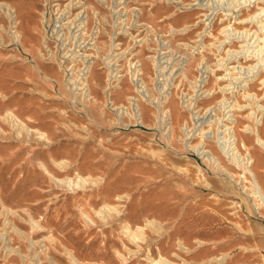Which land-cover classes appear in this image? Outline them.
<instances>
[{
  "label": "rangeland",
  "instance_id": "1",
  "mask_svg": "<svg viewBox=\"0 0 264 264\" xmlns=\"http://www.w3.org/2000/svg\"><path fill=\"white\" fill-rule=\"evenodd\" d=\"M15 3L22 5L19 29L24 34V44L11 40L12 30L16 28H12L5 11L0 9V89L7 95L0 98V113L11 107L30 126L45 131L52 142H45L34 132L19 137L12 124L0 119L3 127L0 128V198L5 202H0V264H77L78 261V264H149L148 253L157 258L162 254L174 264H202L223 253L229 255L223 264H264V209L262 213L251 211L241 185L218 170V166L214 167L217 163L201 158L202 146L208 147L223 157L224 163L239 177L240 169L230 164L219 149L217 140L224 133L213 137L214 132L222 129H217V122L223 114L219 100L224 94L230 100L237 96L241 104L250 102L243 89H238L235 96L232 93L234 86L238 88L245 82L233 84L224 75L222 66L216 64L221 57L218 53L223 50V47L216 49L220 43L232 47L233 52H228L231 55L236 54L234 50L240 49L242 42L237 35L230 39L232 42L219 41V37H226L222 28L229 19L221 15L224 13L215 18L213 27L209 25L211 33L205 37L202 51L194 55L189 52L194 48L190 46L201 45L196 38L200 32L206 36L202 33L205 22L200 21L190 32L170 31L183 26L186 20L194 22L202 18L190 0H184V6H175L172 0H17ZM115 12L121 13L119 21L124 20L123 23L115 22L119 15L114 18ZM247 15L238 13L237 19L230 20L234 25L251 27L246 21L239 23ZM79 19L83 26L78 29ZM55 28L60 32L52 33ZM160 37L169 38L176 50L189 57L169 77L172 104L180 116H175L174 128L169 124L165 129L164 124L158 125V118L150 115L156 112L153 104H148L152 109H146L147 124L125 115L131 110V102L135 106L139 101L147 104L145 99H128L137 94L138 86L132 81L135 70L142 68L144 72L142 76L150 91L147 96L151 91L159 94L158 65L151 55L157 51ZM70 47L75 53L89 54L99 84L92 76L89 81L98 100L82 97V90H72L68 80L70 76L74 80L84 64L81 57L73 58L67 51ZM243 55L237 53L239 57ZM251 57L244 56L241 61L250 64ZM178 58L174 64H179ZM109 60L114 62L118 75L123 74L115 82L124 85L126 91L122 94L119 84L109 87L110 78L115 79L110 75ZM131 61L143 65L136 64L137 69L132 70ZM202 62L212 68V76L202 79L204 82L209 79L204 84L212 94L208 96L206 92L201 97L197 94L198 99L189 107L185 101L189 96H184L188 93L195 96L198 88L194 84L200 78L198 65ZM142 84L140 81L139 85ZM249 84L250 91L257 92L264 103V83L255 79ZM116 104L123 105L125 113L123 119H118L119 123L113 122L120 110L114 107ZM210 106L211 112L207 110ZM104 109L108 112L106 117L101 111ZM236 112L240 125L251 122L250 108H238ZM200 116L202 120L206 118L204 126L211 131L206 135L210 133L212 137L206 138L209 141L202 146L204 136L198 134L199 128L196 132L193 128L202 124L197 122ZM247 141L252 144L253 138ZM250 150L259 158V176L264 183V149L255 145ZM53 158L68 160L69 164L59 167ZM41 161L58 178L76 180L80 172L101 180L97 185L87 183L71 188L43 170ZM126 193L127 197L116 199L118 194ZM104 202L119 205L121 212L97 214L95 209ZM147 220H156L160 227L147 225L145 239L134 242L124 225L129 223L136 228ZM179 241L191 249L180 248Z\"/></svg>",
  "mask_w": 264,
  "mask_h": 264
},
{
  "label": "bare ground",
  "instance_id": "2",
  "mask_svg": "<svg viewBox=\"0 0 264 264\" xmlns=\"http://www.w3.org/2000/svg\"><path fill=\"white\" fill-rule=\"evenodd\" d=\"M15 2L12 0H0V9L2 11L3 10L5 11V13H6L5 16L6 15L8 16L10 24L13 25V26L11 25L12 28H16L15 30H12L13 36H11L12 37L11 40L14 42H17V43L19 42L20 44L23 45L24 44V34L19 29V27L21 26V23H22V20H21V14L23 12L22 11V5L20 6L19 4H21V3L16 4ZM252 2L254 3L253 6L251 5ZM25 3H26V1H25ZM172 3L175 6H177V5L184 6V4H185L184 0H181V1L180 0H172ZM26 4H28V3H26ZM190 4L192 5V8L197 6V8L199 9V11L202 14V18H200V20L194 21V22H189L186 20L184 25L183 26L181 25L182 27L181 26L177 27V28L173 27L174 29H170V31L179 30V32H180V31L185 30L186 32H190L193 30V27H195L196 25L198 26L199 22L202 21L203 23L205 22L202 25V33L205 32V35H207L210 32V30L208 32V29H210L208 27H210V26L213 27L214 26L213 22H214L215 18L218 17L221 13H224L221 15H225L226 16L225 19H229L227 21L228 23L225 24L222 28V32L225 33L226 37L224 39H221L219 37L218 38L219 41L220 42H223V41L227 42V40L229 39V41L232 42V40H230V39H232L233 36L237 35V38L241 39L239 41H242V42L240 44L241 48L234 50L235 52L237 51L236 54H231L228 57H226V53H225V54L221 55V57H219L220 59L218 58L219 60H217L216 64L217 65L220 64V66H222V68L226 71L224 73V75L227 76V79H229L230 82H233V84L235 83V81L240 83V84L242 82H245V84L243 83L244 85H242L238 88H237V86H234V89L232 90V93L234 94V96L236 95V92L238 91V89H243V92L245 93L244 94L245 97L250 100V102L247 104L246 103L241 104L240 102H238V100L236 98L237 96L234 97L235 99L230 100V97H228L226 94H224L223 97L219 100V109H221L223 111V114H221L219 116L218 122H217V124H219V127L217 129H220V127L222 129L219 130V133H217V131H216V132H214V135L212 134L214 138L215 137L217 138L220 136V134L224 133L223 136L221 135L220 139H218V140L216 139L219 142V145H218L219 149H221V151L224 153V156L227 158L226 160H228L230 162V164L236 165L237 168L240 169L239 177H236L235 174L229 169L227 164L224 163V161L222 160L223 157L215 154V152H213L212 150H208L207 149L208 147L206 148L205 146H202V144H205L209 141V140H206V138L210 139V137H211L210 133L206 135V133L211 132V131H210V128H208V129L205 128L204 125L206 123V118L204 117V120H202L203 119V117H201L202 115L200 116L201 117L200 120L198 119V121H197V122H202V124L200 123L199 125H196V126L193 125V128H195L194 129L195 132L198 131V128H199L200 131L198 132V134L201 137L204 136L203 141L201 143V146L203 147V149L200 150L201 154H202L201 158L205 159L208 163H213V162L217 163V165H214V167L218 166V170L222 171L223 173H225L226 175L231 177V179H233V181L237 182L238 185H241L240 189H241V191H243V193H245V195H246L245 199L248 200L250 208L252 209L251 211L258 210L259 213H262L261 210L264 209V183L262 182V180L259 176V173H261V170L259 168L260 167L259 158L250 149L254 148L255 145L264 149V135L262 133V128L264 125V103L261 102L260 98L258 97L257 92L250 91L251 85L249 83L255 79L259 80L260 83H262V84L264 83V0H190ZM119 12H115L114 18L116 17V15ZM245 12L248 15L246 17H243L241 20L239 19V23H240V21H241V23L242 22L245 23V21H246V23L251 24V27H248L245 25L241 27L238 24L234 25L232 23V21L230 20V18L232 17V19H233V17H234L235 19H237L238 13H245ZM85 13H86V11H85ZM173 13H172V15H173ZM34 14H35V12H34ZM78 16H80V12L75 17L77 18ZM115 19H116L115 22L116 21L118 22L121 19V13H119V15ZM78 22H79V24H78ZM78 22H77L78 25L76 26L77 28H78V26L82 25V21L80 19L78 20ZM123 22H124V20L119 21V23H123ZM32 24H33V22H32ZM72 24H74V23H72ZM252 27H255V29L252 30ZM98 28H100V27H98ZM118 29H120V28H118ZM122 29H123V27H122ZM80 30H82V28ZM59 32L60 31H58L55 28V29H53L52 33H59ZM81 33L82 32H80V35H81ZM199 35L200 36L202 35L201 32L199 33ZM37 36H39V34ZM72 36H74V35H72ZM198 38L199 39H196V42L200 41L201 43H199V44L202 45V43L204 42L203 35L201 37H198ZM0 40H2V38ZM255 43H256V45H254ZM159 44L162 45V47L160 49L161 50L163 49L164 51H161V52L156 51L154 54L151 55L152 59L154 60V64L158 65V75L163 76V79H165L163 83L162 82L157 83V86H159V90H158L159 94L154 95L155 93L151 91V94L149 96H147V94H149L150 91L147 89L148 84H147L146 80L144 79L143 76H141V73L143 75L144 72H141L142 68H139V69L136 68L137 63H135V61H131L129 64L130 65L129 67H132V70L137 69L133 73V76H132L133 80L132 81L134 82L135 86H138V87L136 89L137 94H134V96H128L129 97L128 99L135 100V101L136 100L138 101V99L139 100L145 99L147 101V104L139 101V104H136V106H137L136 107L135 102L134 103L131 102V104L129 105V108H131V110L128 109L129 111L127 110L128 113H126V114L123 112V105H121V104L114 105V107L116 106L115 108L120 109V110H118L116 117L113 119L114 123H119L118 119H123L124 114L125 115H127V114L131 115L135 121H136V118H138V119H141L142 123H146V109L150 110L154 106V107H156V112H154L155 115H153V114H150V115H152L153 117L155 116V118H158V122H159L158 125L162 126L164 124V129H165V128H168V125L170 124L171 125L170 127L174 128V124H173L174 118L176 115L179 117L180 112L176 108V106L172 104L174 101V97H173V91L171 89V86H169V83L171 82L169 80L170 79L169 77L171 75H174L175 70L177 69V67L175 68V66L178 63H176V64L173 63L174 61H176V58L175 59L173 58L174 53H172L173 51H172L170 46L167 47L165 40H163V41L161 40V42ZM111 45H112V47H114L117 44H111ZM198 46L199 45H193L192 48L193 47L197 48ZM217 47L219 48L220 46H217ZM167 48H170V49L166 50ZM224 48H226V52L232 50V47H230L226 44H224L223 49ZM67 51L71 52L70 54L73 55V58H76V57L80 58L81 57V59L83 61L82 63L84 64V66L82 68L78 69L79 71H83V72L78 71V73L74 75V76H76V78L74 80H72L73 78L71 76L68 80L69 83H71L73 86L72 90H77V89L82 90L81 91L82 97L84 95L85 97H87L89 99L98 100L97 97L95 95H93V93L91 91V84L89 81L90 77L92 76L93 81L97 85L99 84L98 79L95 75V72L93 71V66L91 64L92 61L89 62V58H88L89 54L84 55V54H79V52L75 53L74 51H72L71 47ZM191 52H195V51L191 50ZM232 52H233V50L230 53H232ZM237 53L238 54L243 53L244 55L241 56L239 59H237L238 58ZM248 53H250V54H248ZM77 54H79V56H77ZM247 55H252V57L250 58V59H252V62H250V64H244V62L241 61V58H244V56H247ZM232 56H235L233 61H231V62L228 61V58L231 59ZM201 58H202V56H201ZM110 61L111 60L108 61L107 65H108L109 69H111L110 75H112V77H114L115 79L112 80V78H110L111 80L109 81V84H111V86H109V87L117 86L119 84V87H120L119 90H120V93L122 94L123 92L126 91L124 85L121 84V82L115 83V81L118 78L120 79V77H123V74L118 75L119 71L117 69L113 68L114 62L111 63ZM132 62H134V64H132ZM230 63H232V64H230ZM206 64H207V62H205V63L202 62V63H199V65H198V68L200 69L201 74L198 72L200 74V78L199 79L196 78L195 84L193 83L194 86L196 88H198V89H196L195 96L191 95V93H188V94L185 93L186 95L184 96V98L189 96V98L187 100H185L186 102H188L187 106L192 105V102L194 100L198 99L197 98L198 96H196V95L199 93H200L199 97H201V95L205 94L206 92H208L207 93L208 96L212 94V90L205 88L206 84H204L209 79H207L205 82L202 80L205 77L210 78V76H212V74L210 72V71H212V68L209 69L210 65H206ZM168 66H170V68L167 69ZM208 72H210V74L207 76H204V74H206ZM180 73H183V70H181ZM216 75H217L216 72H214L213 76H216ZM221 75H223V74H221ZM78 76H80V77H78ZM140 76H141V78L139 79ZM225 76H223V77H225ZM186 77H187V75H186ZM140 81H143L142 85H139ZM143 85H145V86H143ZM107 87H105L106 90H107ZM231 87L233 88V86H231ZM219 88H221V87L219 86ZM248 88H249V90H248ZM75 93H77V92L75 91ZM150 96H153V97L150 98ZM6 97H7V95L0 89V98L5 99ZM144 97H146V98H144ZM108 98L110 99L111 97H109V95H108ZM104 101H107V99H105ZM104 103H108V102H104ZM148 104H153V106L152 105L149 106ZM175 108H176V110H175ZM238 108L242 109V110H244L246 108H250V112L248 113V117L251 119V122L244 123L243 126L240 125L239 118L236 116V113H237L236 109L238 110ZM135 109H136V111H135ZM190 109L188 108V110H190ZM207 110H210V112H211L212 111L211 106L208 107ZM101 111H103L102 112L103 117H106L108 112L105 109L101 110ZM115 111H117V110H115ZM168 111H170V114L167 113ZM91 112H92V110H91ZM0 119H3L5 121L9 122L10 124H12V126L16 129L17 136H19V137L20 136L22 137L24 135V133H26L28 135L29 133L34 132L40 139L44 140L45 142H47V143L52 142V139L50 138V136L45 131H43L39 128H35V127L30 126L27 122H25L23 119H21L18 116V114L11 107L6 108L3 113H0ZM210 120H208V121H210ZM154 121H156V120H154ZM158 122H156V123H158ZM0 128L3 129L1 124H0ZM192 130L193 129H190V131H192ZM185 133H187V132H185ZM250 137L253 138L252 144H249L247 141V139H249ZM183 139H185V137H183ZM189 140H190V138H189ZM189 140H188V142H189ZM185 146H187V145H185ZM198 146L199 145H197V147ZM195 151H197V150H195ZM198 153H200V152H198ZM53 162L59 167H65L69 164L68 160H65V159L57 160V159L53 158ZM40 167L43 168V170H45L46 172L53 175L55 177V179H58V181L63 182V183L64 182L67 183L68 186L71 188H74L75 186H77V187L84 186L87 183L92 184V185H97V183L101 180L100 177H93V175H90V174L89 175H83L80 172L77 173V179L76 180L73 178H69V177L58 178L50 171L49 165L46 162L41 161ZM197 167L201 170L200 166H197ZM222 176H224V175H222ZM244 182H247V184H245ZM127 196H128L127 193L126 194H118L116 199L121 200ZM0 202L5 204V202L2 198H0ZM111 210H114L117 213L121 212L119 205H114V204H111L109 202H104L103 205L100 206V208L95 209V212L99 215H103V213H106L107 211H111ZM36 223H38V222H36ZM39 224L40 223H38V225ZM147 225H150V226H153L156 228L160 227L156 220H147L145 225H138L136 228H133V227H131V225L129 223H126L124 225V228H125L126 233L129 235V237L131 239H133L134 242L136 241V243H137L138 239H142V240L145 239V227ZM199 242L202 243L203 241L199 240ZM179 246H180V248H187L188 250L191 249V248L185 246L182 243V241H179ZM130 251H131V249H130ZM131 252L133 253V251H131ZM146 253H148V252H146ZM176 255L179 257V254L176 253ZM228 257H229V255L227 253H223L222 255H214L207 262H204L202 264H212V262H217V264H223L225 261H228L227 260ZM146 258H147L149 264H174V262L171 259H169L166 256H163L162 254H160L159 257L157 258V257L152 256L151 253H148ZM78 263H79V261H78ZM179 264H181V263H179Z\"/></svg>",
  "mask_w": 264,
  "mask_h": 264
},
{
  "label": "built area",
  "instance_id": "3",
  "mask_svg": "<svg viewBox=\"0 0 264 264\" xmlns=\"http://www.w3.org/2000/svg\"><path fill=\"white\" fill-rule=\"evenodd\" d=\"M139 24H140V23H139ZM141 26H142V25H141ZM145 28H146V27H145ZM211 28H212V27H211ZM211 28H210V30H211ZM150 30H151V29H150ZM150 30H149V32H150ZM209 34H210V33H208L207 35H209ZM207 35L203 37V38H204V42L202 43V45H199L197 48H193V49H192V44H193V43L191 44L190 47H191L192 51L197 50L196 52H194V53H192L191 51H189V52L192 53V54H194V55H195L196 53H198V52L201 53V51H202V50H201V47L205 45V39H206L205 37H207ZM198 37H199V36H198ZM198 37H197V38H198ZM197 38H196V39H197ZM161 40H165V43L167 44V47H169V46L171 47V49H172V51H173L172 53L175 54V56H173L174 59L177 58V57L180 58V62H179V64H178L177 68H181V64H182V63H185V61H186L189 57L185 56L184 52L181 53V52H179L178 50H176V49L174 48L173 44L171 43V40H169V38H166V37H160V38H159V42H160ZM159 42H158V44H157V45L159 46L158 49H157V51H158V52L164 51L163 49H162V50L160 49V48L162 47V45H160ZM199 43H201V42H199ZM197 44H198V43H197ZM221 45H222V44L220 43L219 46H220L221 48L224 47V44H223L222 46H221ZM220 47H219V48L216 47V49L219 50ZM203 48H204V47H203ZM191 49H190V50H191ZM224 49H225V50H224ZM224 49H223L224 51L221 50V52L218 53V54H220V56H221V55H223V54L226 53V57H228V56L230 55V53H228L229 51L226 52V48H224ZM166 50H169V48H167ZM218 50H216V53H217ZM232 50H233V49H232ZM232 50H230V51H232ZM222 51H223V52H222ZM180 56H181V57H180ZM238 57H239V56H238ZM232 58L234 59L235 57H232ZM232 58H231L230 60L228 59V61H230V62L233 61ZM239 58H240V57H239ZM239 58H237V59H239ZM136 63H137V66H138V67H142V65H141V63H139V61H136ZM185 64H186V63H185ZM230 64H232V63H230ZM141 76H142V73H141ZM141 76H140V77H141ZM177 76H178V75H177ZM177 76H176V77H177ZM143 77H144V76H143ZM176 77L173 78V81L175 80ZM158 78H160V79H158ZM132 80H133V77H132ZM164 80H165V79H163V76H160V77H159V75H158V73H157V83H158L159 81H160V82H164ZM115 82H116V81H115ZM174 82H175V81H174ZM182 96H183V95H182ZM184 103H185V102H184ZM136 123H138V122H136ZM187 126H190V125L188 124Z\"/></svg>",
  "mask_w": 264,
  "mask_h": 264
}]
</instances>
